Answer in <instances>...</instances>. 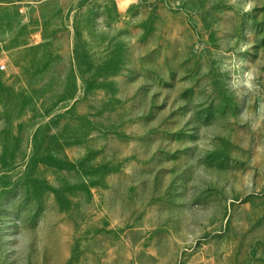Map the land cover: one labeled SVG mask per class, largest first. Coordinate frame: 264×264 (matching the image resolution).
<instances>
[{
    "label": "rangeland",
    "instance_id": "1",
    "mask_svg": "<svg viewBox=\"0 0 264 264\" xmlns=\"http://www.w3.org/2000/svg\"><path fill=\"white\" fill-rule=\"evenodd\" d=\"M0 264H264V0H0Z\"/></svg>",
    "mask_w": 264,
    "mask_h": 264
}]
</instances>
